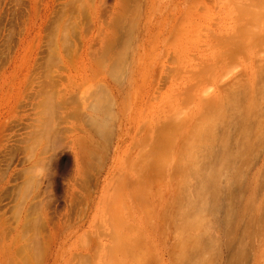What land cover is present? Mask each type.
I'll return each mask as SVG.
<instances>
[{
	"label": "rangeland",
	"instance_id": "374dc122",
	"mask_svg": "<svg viewBox=\"0 0 264 264\" xmlns=\"http://www.w3.org/2000/svg\"><path fill=\"white\" fill-rule=\"evenodd\" d=\"M263 70L264 0H0V264H190L188 231L195 264H264V114L204 230L158 219L191 209L174 143Z\"/></svg>",
	"mask_w": 264,
	"mask_h": 264
},
{
	"label": "bare ground",
	"instance_id": "6f19581e",
	"mask_svg": "<svg viewBox=\"0 0 264 264\" xmlns=\"http://www.w3.org/2000/svg\"><path fill=\"white\" fill-rule=\"evenodd\" d=\"M262 73L263 74L261 76V79H258L257 81L251 83L252 85H250V86L239 84L238 87L234 86L235 88L230 89L228 91L226 90V91L218 94V96L216 95L217 99L213 100V103L211 104L212 106H209L210 109L204 108V109H206L207 112L210 111V113L206 112L205 114L201 115V118L199 117V119H201L199 121V126L196 127L193 130H191V128L186 129L187 130L186 134L183 135V139L184 140L181 139L182 140V141L180 140L181 142L177 141V142L174 143L173 146H174V149H175V153L177 154V157L172 162V164H174L173 165L174 169L171 167L172 170H173V172L171 174H174L173 176L176 175L175 176L176 180L179 178V176H181L180 179L183 177L182 182L180 183L181 184L180 187L182 189L183 188H187L188 186H191V187L193 186L194 187L193 193L191 192L190 197H196L197 201L193 202V205H192L191 202H190L191 198L189 197L190 198L189 199L188 196H187L189 209H190V206H191V209L189 210L190 212L189 213H187V212L183 213L182 212L183 215H181V207H180L181 205L178 203L179 204L178 207H176L175 210L173 211V215H172L173 217H170V215L167 213L166 209H168L170 204L167 205V207L163 210L164 213L161 212L159 214V217H158L159 223H160L162 228L165 229L166 226L170 227L171 225H169L168 223H174V226L176 227L177 225H176L175 222L178 220L179 217H183L184 215L189 216V215L192 214L194 216V218L191 217V219L193 218L191 220L192 227H190L191 225H190V222H189V218H187L189 223H186V218H183L185 221L183 222V220H181V222H183V223H180V225L182 224V225L186 226V224H188L186 226V228L190 227L189 229H192V228L195 227L194 229H192L194 231H195L196 228L198 230H200V231L204 230V226L201 223H203L205 221L200 223L199 220L195 217V215H197L195 213H199L200 210L203 211L204 208L203 209L200 208L201 205H205L207 207L205 209H209V210H212V211L216 208L215 205L217 204V201H218V198H219V188L217 186L218 185V183H217L218 179L221 176H223L224 174L230 173L228 175L229 177L226 180V182H227V186H229L231 189L233 187H235L238 184V182H241L242 179H240V178L242 177L243 170L248 167V165L250 163V158H251V156L253 154V150H254V146H255V142L252 141V136H251V133H252L251 130H252L253 124H254V123L252 124V122L254 120H256L257 118L261 117V114H264V107H263L264 105L262 106V104H264V70H263ZM209 101H211V100L209 99ZM209 101H208V104L210 103ZM204 102H206V101H204ZM263 118H264V116H263ZM231 125L237 126L238 130H239L238 136H237V138L235 140V144H232V145H231V131H230V126ZM258 125H259V123H258ZM180 126L179 125L177 127L175 126L174 129L176 130ZM259 126H261V124ZM49 127H51V126H49ZM171 128L170 129L169 128H165V127L161 128L162 130L160 129V132L163 131V129H164V131H165V129H167L168 132H169V130L171 132L172 131ZM174 129H173V132L175 131ZM182 129H183V126H182ZM220 130H221V132H220ZM176 131H180V130H176ZM236 131H237V129H236ZM50 135H52V134H50ZM54 138L56 139V137H54ZM39 139H41V138L39 137ZM174 140L175 139L172 138V139L169 140V142L166 141V145H168L169 143H170L169 145H171V143ZM50 142H51V140H50ZM233 145H235L234 148H233ZM180 168L182 170H180ZM188 177L195 178L196 182L194 180V183H191L190 182L191 179H189ZM221 182L223 183V181H221ZM177 183L179 185L178 181H177ZM176 186H177V184L175 183V187H174V195L175 196L177 195ZM183 192H185V191L183 190ZM229 192H227V193L229 194ZM230 193L232 194V192H230ZM183 194H181V196H183ZM228 194H227V196H228ZM178 195H179V192H178ZM186 195H187V193H186ZM230 195L228 196L229 198L231 197ZM174 197H173V199H174ZM176 199H178V198H176ZM231 205H232V203H231ZM197 209L198 210L200 209L199 212H196ZM227 215L229 217V214H227ZM184 226H182V227L185 230L186 228H184ZM261 229H263V227ZM183 232H185V231H183ZM195 234L196 233H194L193 235H192V233L189 234V231H188V234H185L186 237L189 235L188 239L186 238L187 240H184V242H183L182 239H181V241L178 239L177 240L178 241L177 242L178 245L175 242L176 244H175V247H174V253L176 254V256L174 255V263L176 261L180 262V260H182L180 263L185 262V261L186 262L189 261L190 264H195L196 262H199L201 260V255L200 254L203 253L201 251H202V249H204L203 248L204 246L201 247L202 244H200L201 243L200 239H198L199 236L197 235L198 236L197 237V236H195ZM128 235H130V234H128ZM185 235L183 237L184 239H185ZM138 237L134 238L132 236L131 239L132 238L133 239H137ZM118 238L122 239V236L118 237ZM124 240H126V239L124 238ZM126 241L129 242L128 240H126ZM133 241H135V240H133ZM198 241L200 243H198ZM181 242H182V244H181ZM116 243H117V245H119L118 241ZM116 243L114 242L113 246L117 247ZM133 243H130L131 246L133 245ZM135 243H137V241ZM137 245H139V244L137 243L136 246ZM179 245H180L181 248H179ZM193 245L194 246L195 245L199 246L198 247L199 249H198L197 252H199V250H200L201 253H199V254L197 253L199 255V256L197 255L198 257L196 256V254L195 255H189V256H188V254H186L191 249L192 250L194 249L192 247ZM131 246L130 247L128 246V247L132 251H137L138 250L137 249L138 246L137 247L136 246H134V247L132 246L131 247ZM118 248H119L118 252L119 251H123L124 248L126 249V247H124L122 249H120L121 247H117V249ZM138 248H140V247H138ZM177 248H179V249H177ZM113 249L115 250V248H113ZM176 249H177V251L181 249L182 255H181V252L179 254V255H181V257L178 256ZM188 249H190V250H188ZM195 249L197 250L196 247H195ZM114 250H112V252ZM187 250H188V252H187ZM124 252H126V251H124ZM121 254H122V252H121ZM178 257H179V261L177 260ZM119 258H120V256H119ZM119 258L117 257L116 259L120 260ZM184 259H185V261H184ZM204 259H205V257H204ZM204 259L202 258V260H204ZM206 259H208V261H209L210 257L209 256L207 257V255H206ZM205 260L202 261V262H205ZM208 261H206L207 264H208ZM115 262H117V261L115 260ZM119 262H118V264H119ZM120 264H121V262H120ZM182 264H184V263H182ZM185 264H187V263H185ZM197 264H201V263H197Z\"/></svg>",
	"mask_w": 264,
	"mask_h": 264
}]
</instances>
